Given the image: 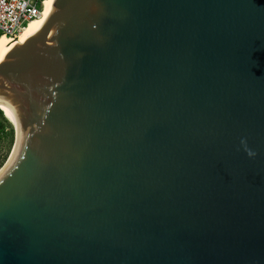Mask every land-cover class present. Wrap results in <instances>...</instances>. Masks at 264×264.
I'll return each instance as SVG.
<instances>
[{
	"label": "water",
	"instance_id": "95a60500",
	"mask_svg": "<svg viewBox=\"0 0 264 264\" xmlns=\"http://www.w3.org/2000/svg\"><path fill=\"white\" fill-rule=\"evenodd\" d=\"M0 103V264H264V0H52Z\"/></svg>",
	"mask_w": 264,
	"mask_h": 264
},
{
	"label": "built area",
	"instance_id": "2783aa9c",
	"mask_svg": "<svg viewBox=\"0 0 264 264\" xmlns=\"http://www.w3.org/2000/svg\"><path fill=\"white\" fill-rule=\"evenodd\" d=\"M47 0H0V38L16 39L24 27L38 19Z\"/></svg>",
	"mask_w": 264,
	"mask_h": 264
},
{
	"label": "bare ground",
	"instance_id": "6f19581e",
	"mask_svg": "<svg viewBox=\"0 0 264 264\" xmlns=\"http://www.w3.org/2000/svg\"><path fill=\"white\" fill-rule=\"evenodd\" d=\"M51 3L52 0H47L43 7V12L41 16L38 19H35L31 22H29L23 29V31L19 34V36L16 39H8V38H0V53L4 50V48L10 44L11 42H16L18 45L24 43L27 39L32 37L35 33L39 31L45 20L48 18L51 12ZM0 108L2 109L5 117L11 121L13 124V128L15 130V141H18L20 131H21V123L16 119L15 115L10 111L8 108L3 106L0 103ZM16 142L14 143L15 146Z\"/></svg>",
	"mask_w": 264,
	"mask_h": 264
},
{
	"label": "rangeland",
	"instance_id": "374dc122",
	"mask_svg": "<svg viewBox=\"0 0 264 264\" xmlns=\"http://www.w3.org/2000/svg\"><path fill=\"white\" fill-rule=\"evenodd\" d=\"M14 139H15L14 128L11 134L10 131L6 129L0 150V169L4 166V164L6 163L7 159L9 158L12 152V149L14 147L13 145L15 143Z\"/></svg>",
	"mask_w": 264,
	"mask_h": 264
},
{
	"label": "trees",
	"instance_id": "16d2710c",
	"mask_svg": "<svg viewBox=\"0 0 264 264\" xmlns=\"http://www.w3.org/2000/svg\"><path fill=\"white\" fill-rule=\"evenodd\" d=\"M8 121L5 119L3 113L0 111V150H1L2 141L4 138V134H5V130L8 129L10 131V134L13 131V125L11 121H9V123Z\"/></svg>",
	"mask_w": 264,
	"mask_h": 264
},
{
	"label": "clouds",
	"instance_id": "9594fccd",
	"mask_svg": "<svg viewBox=\"0 0 264 264\" xmlns=\"http://www.w3.org/2000/svg\"><path fill=\"white\" fill-rule=\"evenodd\" d=\"M242 143H245V142L242 141ZM245 151L247 152V155H248L249 157H254V156L256 155L253 151L247 149L246 146H245Z\"/></svg>",
	"mask_w": 264,
	"mask_h": 264
}]
</instances>
